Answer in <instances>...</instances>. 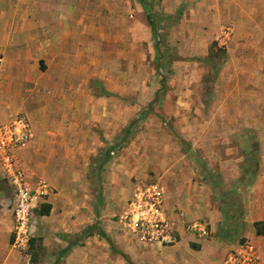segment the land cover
<instances>
[{
  "label": "rangeland",
  "instance_id": "obj_1",
  "mask_svg": "<svg viewBox=\"0 0 264 264\" xmlns=\"http://www.w3.org/2000/svg\"><path fill=\"white\" fill-rule=\"evenodd\" d=\"M1 2L40 22L28 26L34 39L61 48L40 72L42 50L3 45L30 33L0 27V122H27L33 136L15 151L18 166L33 188L51 187L19 252L0 168V264L2 254L24 264L203 261L202 252L176 261L173 246L143 242L130 226L136 192L183 191L189 178L209 183L226 231L246 240L243 199L264 168V0Z\"/></svg>",
  "mask_w": 264,
  "mask_h": 264
},
{
  "label": "crops",
  "instance_id": "obj_2",
  "mask_svg": "<svg viewBox=\"0 0 264 264\" xmlns=\"http://www.w3.org/2000/svg\"><path fill=\"white\" fill-rule=\"evenodd\" d=\"M13 2H17V0H13ZM0 5H3L1 0ZM23 15L22 11H18L17 8L7 10L1 9L0 6V27L2 30L7 29V33H12V35L23 31L29 32L31 35L24 44L11 39L4 42L3 45L6 50L16 49L17 52L22 48L42 50L39 53V61L35 63L37 70L42 72L43 70L40 68V65H44V63L45 65L46 63H53L56 58H59L60 53L55 49L61 48V44L55 41L39 42L34 39L32 31L34 30V27L39 28L40 22L30 19L26 12L25 16H27L28 19L27 22L25 21V24V22L19 20V18ZM30 25L33 26V30L31 31L28 28ZM1 175L5 178L3 170ZM30 180L31 179L28 180L29 183L27 182L28 186L33 188ZM181 184V186H183L181 187L183 191H180L177 188L174 191L170 190L169 194L164 189L165 187L163 188V185L160 183L158 184L162 192L165 210L167 211V208L172 209L173 212L168 214L176 223L179 221L184 223L193 221L207 222L209 225L210 235L206 238H197L184 229V224H178L181 240L178 244L174 245L170 251L175 254L176 261H181V254H183V252H185V256H190L189 253L191 252H202L205 254V259L203 261L195 260L196 257H194V261H190V263L224 264V260H226V257L230 254L231 248L235 247L239 243L235 242L239 234L232 237L231 232L226 231L228 226H225L221 212L212 202V189L209 183L204 184L194 180L193 178H189L185 179V181L181 182ZM249 188L248 198L245 200L243 199L244 211L241 212L240 223H243V237H245L246 240H250L256 246L260 256L259 264H264V234L257 233V229H264V168L258 169L254 172ZM39 201L40 198L36 199L33 205L37 206ZM43 202L45 201L43 200ZM44 204L51 205V202L46 200V203ZM180 215H182L181 218H179ZM256 223L261 224L256 227ZM8 225V229H10L11 223ZM261 225L262 228H259ZM10 238L11 233L9 231L7 234V242H9ZM1 259H3V261L6 260V262L9 260L6 264H24L21 263V260L18 258H16L15 262H12L9 257L6 258L3 254L1 255Z\"/></svg>",
  "mask_w": 264,
  "mask_h": 264
},
{
  "label": "built area",
  "instance_id": "obj_3",
  "mask_svg": "<svg viewBox=\"0 0 264 264\" xmlns=\"http://www.w3.org/2000/svg\"><path fill=\"white\" fill-rule=\"evenodd\" d=\"M0 57V63L2 62ZM32 130L24 119L14 122H0V166L12 190L10 199L14 218L12 247L21 252L30 247L36 230L35 209L33 203L51 192L46 182H40L30 188L19 168L15 151L32 138ZM130 226L139 234V239L149 244L174 246L181 240L178 224L167 214L161 189L158 184H151L145 190L134 194L130 204ZM184 229L197 238L210 235L209 225L205 221L183 223ZM226 264H259L260 256L256 246L250 240L239 242L226 257Z\"/></svg>",
  "mask_w": 264,
  "mask_h": 264
},
{
  "label": "trees",
  "instance_id": "obj_4",
  "mask_svg": "<svg viewBox=\"0 0 264 264\" xmlns=\"http://www.w3.org/2000/svg\"><path fill=\"white\" fill-rule=\"evenodd\" d=\"M151 26H152V29L154 30V26L152 24H151ZM50 209H51V205L50 204H42L41 208H40V214L48 215L50 213ZM259 224H261V223H256L255 226L257 227ZM257 233L258 234H264V229L263 230H258L257 229ZM123 256H124V254H123Z\"/></svg>",
  "mask_w": 264,
  "mask_h": 264
}]
</instances>
